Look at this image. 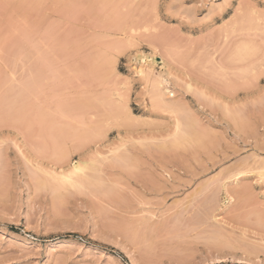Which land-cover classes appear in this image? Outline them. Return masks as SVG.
I'll list each match as a JSON object with an SVG mask.
<instances>
[{
  "label": "rangeland",
  "instance_id": "1",
  "mask_svg": "<svg viewBox=\"0 0 264 264\" xmlns=\"http://www.w3.org/2000/svg\"><path fill=\"white\" fill-rule=\"evenodd\" d=\"M0 66V264H264V0H0Z\"/></svg>",
  "mask_w": 264,
  "mask_h": 264
},
{
  "label": "bare ground",
  "instance_id": "2",
  "mask_svg": "<svg viewBox=\"0 0 264 264\" xmlns=\"http://www.w3.org/2000/svg\"><path fill=\"white\" fill-rule=\"evenodd\" d=\"M151 62H149V63H146V66H145V68H146V70H145V68L144 67H142V68H140L139 70H138V72L140 73V72H142V73H144V74H146L149 78L151 77V79H152V82H153V84H152V82H151V85L153 86H151L152 87V91L153 92H151V93H154V94H152V95H156L155 96V98L154 99H156V101L155 102H158L159 101V104H162L163 102H164V100H165V98H163V96L165 95V94H169L170 93V91L168 90V87H167V85H168V81H167V79H166V77H164V75L163 74H161V73H159V74H156L155 76H154V74H153V66H152V64L154 63V59L152 58L151 60H150ZM32 62V61H31ZM33 64H36V62L35 63H33ZM30 65H31V63H30ZM37 65V64H36ZM35 65V66H36ZM41 65L42 64H40V66L38 65L37 67H35V66H33V65H31L32 67H29V69L30 68H33L32 70H28L29 72H30V75H29V73H28V76H29V78H27V79H29L28 81V83H30V87H32V89H38V87L40 86V81H39V79H41L40 77H42L43 76V69H42V67H41ZM52 65H54L53 63H52ZM1 67V66H0ZM38 67H40V70H39V68ZM36 68V69H35ZM38 68V69H37ZM42 69V70H41ZM2 69L0 68V71H1ZM42 73V74H41ZM0 74H2L1 72H0ZM2 76H4V75H2ZM6 76V78L5 79H7V75H5ZM152 76H153V78H152ZM11 76H9V78H10ZM14 79V78H13ZM27 79H26V81H27ZM9 80V79H8ZM11 80V79H10ZM9 80V81H10ZM1 81V80H0ZM4 81V79L2 80V82ZM7 82L8 84L10 83V82H12V81H10V82ZM151 81V80H150ZM2 82H1V87H2ZM14 82V81H13ZM22 82V81H21ZM39 82V83H38ZM5 83H6V81H5ZM5 83H3V86L4 85H6ZM7 84V85H8ZM27 84V83H26ZM14 85V84H13ZM24 85V84H23ZM10 86V85H9ZM27 86H28V84H27ZM26 86V90H27V88L29 87H27ZM187 86L188 87H190V83H187ZM7 88H8V86H6ZM29 87V88H30ZM7 88H6V91H12L13 89L11 88V86L9 87V88H11L12 90H10L9 88H8V90H7ZM28 88V90L29 91H31L30 89ZM23 89V90H22ZM22 89L20 90V93H22V91L24 92V87H22ZM170 89V88H169ZM1 90V89H0ZM2 90H3V88H2ZM4 90H5V87H4ZM10 92H8V93H10ZM14 92V91H13ZM1 93V92H0ZM15 93V92H14ZM17 93H19V91H17ZM2 94V93H1ZM3 95H5L4 94V91H3ZM14 95H16V94H14ZM14 95H12V96H10V94L9 95H6L5 97H4V102L6 101V107H8V102H9V106H11V104L14 106L15 105V103L16 102H18V100L19 99H17L18 97H19V95L17 94L16 96H14ZM22 95H23V93H22ZM21 95V96H22ZM8 96V97H7ZM18 96V97H17ZM24 96H25V94H24ZM153 96V97H154ZM171 96V95H170ZM32 97H33V94H32ZM152 97V98H153ZM21 99V98H20ZM28 99V98H27ZM27 99H25V101H27ZM34 99H36V95H34ZM166 99H168V98H166ZM0 100H1V98H0ZM22 100V99H21ZM2 101V100H1ZM0 101V105H4V103H2ZM154 101V100H153ZM22 102H23V100L20 102V100H19V102L18 103H21V105H22ZM2 103V104H1ZM165 103H168V102H166V100H165ZM17 104V103H16ZM164 104V103H163ZM162 104V105H163ZM18 105V104H17ZM20 105V104H19ZM164 105H166V104H164ZM168 105V104H167ZM4 106V107H5ZM13 106L12 107H9L10 109L11 108H13ZM2 108V107H1ZM8 108V109H9ZM2 109H4V108H2ZM5 109H7V108H5ZM7 109V110H8ZM9 109V110H10ZM12 110V109H11ZM11 110H10V112H11ZM14 114L15 115H13V116H16L15 117V119H16V123L18 122V121H20V122H18V125L21 123L24 127V130L25 131H23V132H26V133H28L31 137H36V138H41L44 142L46 141V140H48V141H46V142H50V140H51V142L52 141H54V142H56L57 141V138L59 137V133L60 132H58V131H60V130H58V129H60L59 128V126H58V123H59V116H58V109H57V105H56V102H54V101H52V106L51 107H48V108H43V107H40L39 105H33L31 102H29V104H28V102H26L22 107H17V108H14ZM1 111V110H0ZM4 111V110H3ZM13 111V110H12ZM10 112H8V113H10ZM2 113V115L4 116V113L3 112H1ZM7 113V112H6ZM11 114V113H10ZM6 115V114H5ZM7 116V115H6ZM6 116H4V117H6ZM12 117V116H11ZM12 120H14L13 119V117H12ZM15 121V120H14ZM12 123H14L13 121H12ZM15 123V124H16ZM20 124V125H21ZM177 124V123H176ZM14 125V124H13ZM19 127V126H18ZM22 127V126H21ZM36 130V132L35 131H32V130ZM30 131V132H29ZM184 132V134L186 135V136H188V137H190L188 134H186L185 133V131H183ZM31 133V134H30ZM33 134V135H32ZM176 134V133H175ZM183 133L181 134V136L182 137H185V135H184ZM190 134V133H189ZM177 135V134H176ZM178 137V136H177ZM192 138V137H191ZM191 138H189V140L191 139ZM198 138V137H197ZM40 139V140H41ZM174 139H176V138H174ZM181 139V138H180ZM188 139V138H187ZM199 139V138H198ZM197 139V141H199ZM178 140V139H177ZM185 141V139H181L180 141L181 142H184ZM43 142V143H44ZM176 143H174L175 145L177 144V141H175ZM45 144V143H44ZM54 144H56V143H54ZM54 144L52 143L51 144V146H54ZM178 144H180V142L178 141ZM182 144V143H181ZM85 169H86V165L84 164V163H81V162H76V164H73V166H72V168H71V170H69L67 173L66 172H62L61 171V173L59 172V176H60V178H61V180L63 181V186H65V182L66 183H69V185L71 184V185H74L73 183H78L79 181H75V180H77V179H74V175H77V176H75V177H79L80 175H85L84 173V171H85ZM55 174H57V173H55ZM54 176V175H53ZM57 176H58V174H57ZM55 178H56V176H55ZM79 180V179H78ZM44 183H45V181L44 180H42ZM42 182V183H43ZM83 182V181H82ZM60 184V183H59ZM61 184V185H62ZM79 184H81V181L79 182ZM67 185V184H66ZM82 185V184H81ZM222 243V242H221ZM225 244V243H224ZM228 245V244H227Z\"/></svg>",
  "mask_w": 264,
  "mask_h": 264
}]
</instances>
